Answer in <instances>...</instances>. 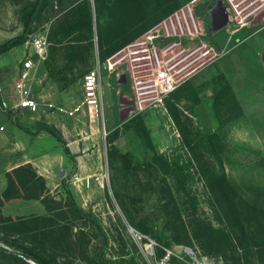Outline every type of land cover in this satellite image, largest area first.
<instances>
[{
  "label": "rangeland",
  "instance_id": "1",
  "mask_svg": "<svg viewBox=\"0 0 264 264\" xmlns=\"http://www.w3.org/2000/svg\"><path fill=\"white\" fill-rule=\"evenodd\" d=\"M32 1L0 0V42L21 33ZM188 1L45 0L24 41L0 54L5 105L11 102L20 60L30 52L25 45L30 36L43 35L48 43L29 81L39 103L65 108L78 104L82 74L99 63L102 117L84 112L73 117L56 111L40 116L26 110L12 113L26 128L29 153L48 157L43 164L47 180L58 184L48 192L55 199L48 206L56 208L52 214L59 213L56 221L66 225L56 235L48 234L44 243L62 264H97V252L112 261L152 264L160 247L176 251L178 245L190 247L211 264H264L261 17L235 31L227 22L214 29L216 0L194 2L197 34L174 41L184 53L199 49L189 58L176 54L173 62L184 68L172 81L181 83L162 107L134 114L130 81L118 76L128 72L127 63L106 68V59L119 50L122 45L115 46L124 37L140 35ZM187 22L192 25L191 19ZM161 44L156 40L151 47L153 51L160 45V61ZM175 53V48L169 52ZM9 118H0L6 130L12 124ZM35 121L52 126L60 138L37 129ZM61 178L74 202L91 212L99 226L76 218L65 205ZM3 226L0 223V236L9 232ZM33 235L14 237L37 245L40 236ZM0 264L13 263L1 259Z\"/></svg>",
  "mask_w": 264,
  "mask_h": 264
},
{
  "label": "built area",
  "instance_id": "2",
  "mask_svg": "<svg viewBox=\"0 0 264 264\" xmlns=\"http://www.w3.org/2000/svg\"><path fill=\"white\" fill-rule=\"evenodd\" d=\"M196 1L189 0L183 3L106 59V68L108 70L113 69L119 63H127L130 68L127 73L123 70L118 76L124 79L126 77L125 80L127 82L130 81L135 100L131 106L134 114L143 112L150 107H162L165 97L181 83V80L173 82L172 77L174 73H178L184 68V64H181L177 68H173L174 64L169 66H165V64L174 55L184 53L183 48L178 49L177 46L180 42H175L174 37L177 38L176 40H179L182 35L188 34L185 36L192 37L198 32V26L194 22L191 10L192 4ZM215 5L220 7L218 11L220 16L226 20V25L232 26L231 31L249 26V24L253 23V18L256 16L261 17V22L264 25V0H216ZM187 18L191 19L192 25L188 24ZM161 23H163L162 27L158 28ZM156 40H162L161 45L164 44L162 50L160 49L162 61L159 60V56L156 53V49L160 45L154 47L153 51L151 50L152 44ZM47 44L46 38L43 35H33L25 41V45L28 46L30 52L20 60L19 67L16 70L11 87V102L8 105L1 103V110L5 113L10 112L11 114L20 110H26L38 116L48 111H56L68 117L83 114L84 112L86 115L95 118L102 117L99 63L82 75V94L81 101L78 104L65 108L51 102L42 101L43 103H39L33 98L29 81L36 68L41 65L46 56ZM171 48H175L176 53L170 56L166 52ZM197 49L184 54L197 53ZM116 56L118 57L111 61ZM86 182H88L87 178ZM134 235L138 239L142 237V235H138L137 233ZM152 244L153 242L148 239L150 255L153 254ZM0 248L10 250L7 245L1 242ZM160 248L161 254L157 258L154 257L152 264H172V259L180 264H211L206 257L200 256L188 246L178 245L176 251L167 247Z\"/></svg>",
  "mask_w": 264,
  "mask_h": 264
},
{
  "label": "trees",
  "instance_id": "3",
  "mask_svg": "<svg viewBox=\"0 0 264 264\" xmlns=\"http://www.w3.org/2000/svg\"><path fill=\"white\" fill-rule=\"evenodd\" d=\"M44 1L45 0H33L31 2L29 10L25 13V16L22 19L21 33L0 42V54L8 51L9 49H11L12 47L16 45L21 44L24 41V38L28 32L29 23L42 10L44 6ZM87 24H89V20ZM138 36L136 35V37ZM136 37L135 36L132 38L124 37L121 41V44L115 47H120L121 45H122L121 47H123L130 41L134 40ZM67 83H69V81ZM174 91L169 93L167 97L170 94H172ZM167 97H165L164 102H166ZM1 103H2V96L0 93V107L2 108ZM140 113H136V114H140ZM6 114L11 118V121L19 129L26 131V128L22 126L17 121V119L14 116H12L10 112H6ZM35 125L37 126V129L44 130L48 134L55 136V138L57 139L60 138L52 126L44 122H41V121H35ZM64 150L66 154L67 150L66 149ZM5 177H6V186L0 194V206L4 200H7L12 197L34 198V199L39 200L41 204L44 206L45 214H42V215L30 214L27 216H17L14 218H11L9 216H6V217L1 216L0 214V223L4 224L2 228L3 229L6 228L9 231L5 233L3 236H0V239L8 247L9 246L13 247L12 250H6V249L0 248V261L1 259H9L13 264H16V263L30 264L29 262L25 261L24 258H26L29 261L33 262L34 264H62L60 261L56 259L53 253L47 252L46 246L44 243V241L46 240V236L48 234L56 235V232L66 225V224H59V222L56 221V215H58L59 213H56V214L51 213V212H55L56 208L48 206V203L54 202L55 199L53 198V196L49 195L44 185V179L40 175H37L35 173L34 168L28 162L20 164L12 168L10 172L5 173ZM60 184H61L62 189L64 190L65 198L67 199L65 205L70 209V211H72L75 217L81 219L82 221H89L95 225H98L96 218L90 212L83 211L74 202L71 196V193L67 187V184L65 183L64 178L60 179ZM240 229L242 230V227H240ZM23 232H30L34 234L33 238H35L36 236H40V238L37 240L38 244L36 245V244L19 243L17 241L18 238L14 237V235L18 233H23ZM239 243L241 244L240 241ZM239 248L241 247L239 246ZM94 258L97 264H139L131 260L130 261H112V260L107 259L101 252L95 253ZM171 261H172V264L178 263L174 261V259H172Z\"/></svg>",
  "mask_w": 264,
  "mask_h": 264
},
{
  "label": "crops",
  "instance_id": "4",
  "mask_svg": "<svg viewBox=\"0 0 264 264\" xmlns=\"http://www.w3.org/2000/svg\"><path fill=\"white\" fill-rule=\"evenodd\" d=\"M4 115L8 117L0 108V118H3ZM5 122H0V194L6 186L5 173L26 162L30 163L35 173L44 179L47 191L52 192L58 184L50 183L47 180L46 173L48 168L46 170L43 164L48 162V157L29 153V145L24 140L23 130L21 131L12 121L11 126L6 130L5 126H3ZM44 213V206L39 200L34 198L12 197L4 200L0 206L1 216H9L11 218L30 214L42 215Z\"/></svg>",
  "mask_w": 264,
  "mask_h": 264
},
{
  "label": "water",
  "instance_id": "5",
  "mask_svg": "<svg viewBox=\"0 0 264 264\" xmlns=\"http://www.w3.org/2000/svg\"><path fill=\"white\" fill-rule=\"evenodd\" d=\"M218 9H220V7H218V5H215L214 8H213V11H212V18L214 19V21L216 23H218L217 26L216 25H212V28H214V29L223 26V24L225 22L224 17L220 16ZM261 59H262V61L264 63V53L261 55ZM59 175L60 176L62 175V170H60ZM24 259H25V261L29 262L30 264H34L33 262L29 261L28 259H26V258H24Z\"/></svg>",
  "mask_w": 264,
  "mask_h": 264
},
{
  "label": "bare ground",
  "instance_id": "6",
  "mask_svg": "<svg viewBox=\"0 0 264 264\" xmlns=\"http://www.w3.org/2000/svg\"><path fill=\"white\" fill-rule=\"evenodd\" d=\"M173 48L169 49L166 53H169ZM180 55V54H179ZM193 54L188 55L187 58L191 57ZM178 56V55H177ZM176 55H174L168 62H166L165 66H169L171 64H174L175 66H173V68H177L180 65V62L174 63V59L177 57ZM185 58H182V60H184Z\"/></svg>",
  "mask_w": 264,
  "mask_h": 264
}]
</instances>
